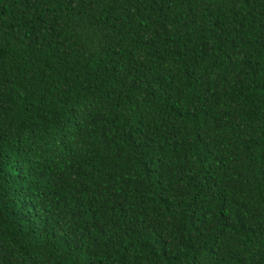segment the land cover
<instances>
[{
  "label": "trees",
  "instance_id": "obj_1",
  "mask_svg": "<svg viewBox=\"0 0 264 264\" xmlns=\"http://www.w3.org/2000/svg\"><path fill=\"white\" fill-rule=\"evenodd\" d=\"M0 264H264V0H0Z\"/></svg>",
  "mask_w": 264,
  "mask_h": 264
}]
</instances>
